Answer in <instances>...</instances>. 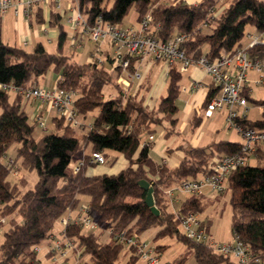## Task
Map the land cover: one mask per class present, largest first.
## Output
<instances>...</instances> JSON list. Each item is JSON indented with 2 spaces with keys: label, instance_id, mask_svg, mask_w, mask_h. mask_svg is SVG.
<instances>
[{
  "label": "trees",
  "instance_id": "trees-1",
  "mask_svg": "<svg viewBox=\"0 0 264 264\" xmlns=\"http://www.w3.org/2000/svg\"><path fill=\"white\" fill-rule=\"evenodd\" d=\"M76 1L87 25H92L98 16L105 22L119 25L131 7L136 11L137 20L150 11L153 22L158 25L156 34L160 40L166 41L177 32L188 33L183 45L187 55H204L209 61L216 59L222 50L243 46L248 26L255 32L264 30L263 0H227L203 29L197 27L217 0H200L195 4L184 0ZM51 7L49 25L58 32L57 52H48L41 43L26 51L0 42V83L37 84L41 77L53 71L60 76L57 81L60 88L76 92L74 105L80 116L95 110L97 114L93 117L92 128L80 136L62 117L55 116L54 130L37 139L33 135L36 122L31 121L23 109V99L16 95L10 100L7 92L0 90V218L11 215L21 218L18 222L12 217L10 226L2 234L0 264H33L36 260L33 247L50 236L60 215L79 205L81 195L89 198L90 215L101 216V224L112 226L114 231L124 230L127 235L140 237L144 231L155 228L154 240L168 236L183 242L196 264H235L232 259L180 233L178 219L167 210L165 188L175 180L198 179L207 174L215 156L237 153L241 142L219 140L193 147L186 151L175 168L158 166L149 157L148 148H139V144L164 122L170 126L166 135L173 132L177 124L176 101L182 73L175 65L170 66L166 95L155 109H148L136 96L124 91L107 67L99 65L92 57L78 63L64 53L66 32L59 14ZM249 53L252 58H264V43L250 48ZM134 61L131 60L130 68ZM107 85L115 94L105 98L103 88ZM246 89L242 93L248 103L264 107V96L254 98ZM217 93L218 88L211 85L201 105L203 110ZM238 120L243 126L264 129V110L258 119L243 117ZM89 144L91 151H100L105 157L108 150L120 153L128 161L127 166L116 174L98 176L86 175L87 167L94 166L87 162L77 172L68 171L73 158ZM13 145H16L15 162L19 161L23 169L35 170L37 174L34 186L24 191L8 178L10 168L2 161ZM253 155L264 161V145L256 146ZM140 179L147 180L153 187L158 216L144 202L146 191L138 185ZM23 181L19 179V183ZM227 182L232 234L251 251L264 254V167L245 164L233 170ZM205 206L202 195H191L183 200L179 212L201 213ZM203 224L208 228V223L203 221ZM64 232L91 258L92 264H119L123 245L111 239L100 242L94 232H85L77 224L66 225ZM187 257L184 253L173 264H183ZM137 259L130 249L125 264H135Z\"/></svg>",
  "mask_w": 264,
  "mask_h": 264
},
{
  "label": "built area",
  "instance_id": "built-area-1",
  "mask_svg": "<svg viewBox=\"0 0 264 264\" xmlns=\"http://www.w3.org/2000/svg\"><path fill=\"white\" fill-rule=\"evenodd\" d=\"M22 1L28 7L35 3L51 2L57 12L62 10V0H0V15L10 9H13L16 14L17 6ZM223 2L224 0H217V3L208 10L198 29L208 25L217 15ZM66 21L74 30L81 29L88 35L89 40L95 45L93 59L99 64L102 61L99 57L102 52L101 43L106 44L108 51L105 58L111 70L120 68L127 73L126 79H142L138 69L129 67L131 60H148L151 56L154 61L164 63L167 72L171 65H175L181 73L192 66L201 67L211 79L213 87L218 88V93L208 103L204 115L209 117L216 110L224 111L229 126L241 136L240 151L235 154L215 156L207 174L198 179L178 181L175 186L166 190L169 196H172L175 190L191 195H202L204 189H209L216 194H222L227 189L229 174L238 167L248 164L249 157L254 154L256 146L264 145V129L243 126L238 120L246 117L250 108L245 94L242 93L247 88V94H252L248 83L252 82L259 87L264 86V58H252L249 53L250 48L264 43V30L248 34L249 41L246 45L234 50H222L216 59L209 61L204 55L200 57L187 55L183 45L189 37L188 33L177 32L166 41L160 40L156 34L158 25L153 22L150 11L134 24H111L98 16L92 25H87L76 4ZM251 72L256 75L253 80L248 76ZM0 90L6 92L10 90L25 101L38 102V105H42L47 111H53L56 116L62 117L65 123L75 129L83 126L86 130L92 128V122L85 123L82 116L77 113L74 105L76 92L73 90H65L58 85L48 87L39 84L17 85L14 83H0ZM35 122L40 129L46 130L44 117L37 116ZM154 140L155 136L149 134L142 141V147L149 148ZM3 161L10 171L18 176L19 170L15 160L5 155ZM86 162L89 165H103L107 160L102 152L90 151L78 159L73 172L79 171ZM175 216L178 219L180 233L190 241L207 245L213 252L232 259L235 264H264V254L251 251L237 235H233L230 242L216 241L198 213L178 211ZM57 219L64 225V229L66 225L72 223L79 225L83 230L94 231L101 224L94 221L88 213L74 217L67 214ZM0 222H4V218H0ZM108 235L117 244L133 249L138 259L146 264H158L159 253L152 242L143 240L137 235H127L124 230L114 231L112 226L108 228ZM75 250L74 240L67 237L64 231L62 237L51 240L48 247V252L57 261L56 264H84L77 252L75 258H68V253Z\"/></svg>",
  "mask_w": 264,
  "mask_h": 264
},
{
  "label": "crops",
  "instance_id": "crops-1",
  "mask_svg": "<svg viewBox=\"0 0 264 264\" xmlns=\"http://www.w3.org/2000/svg\"><path fill=\"white\" fill-rule=\"evenodd\" d=\"M165 1L170 2L171 0H165ZM184 1L189 4H195L200 0H184ZM226 2L227 0H224L222 6L225 5ZM76 4H77L76 0H62V10L60 12H57L54 9V11L59 14L60 23L62 24V26L64 27V31L66 32L67 39L65 41V45L66 44L68 45L66 46V48H70L68 52L64 51L63 48L64 53L67 55H71L72 59L75 60L76 62L82 63L79 62L77 58H75L77 53L79 51H85V54H87V59L89 57L93 58L94 49L92 50L90 48L91 44L93 45V43L89 40L88 35L83 31H81V29L74 30L70 25H68L66 21L68 14H70L71 9H74V6H76ZM51 5H52L51 2L46 4L35 3L28 7L22 1V3H19L17 6L16 14L13 9H10L5 14L0 15V42L26 51H31L37 43H41L42 45H44L46 50L49 47V50H47L48 52L56 53L58 32L55 27L49 25V18L52 9ZM136 21H137V14L133 18V20L127 24H134L136 23ZM248 34H252V33H248ZM106 48L107 46L106 44H104V49L101 48L102 52L99 55L102 61L100 64L99 63L98 64L108 68L109 72L115 76L116 82L121 85V87L124 89V91L127 94L131 96H136V98L141 100L143 105L146 106L148 109H155L159 101L163 97L162 95H164L163 94L164 91L166 95V89L169 80V79H165V77H168L166 65L164 63L162 64V62L160 61H155L161 65L159 67V69H161V73L159 74V77L157 79H152L151 82H148L147 79H145L146 77L145 73H148L150 71L152 62L146 59L135 60L132 67L138 69L140 72L143 69L144 74L141 73L143 79H139V80L126 79L127 73L125 71H122L120 68L116 70H111V66L106 61L105 58L108 51ZM251 75L254 77L251 78L250 77ZM248 76L251 80H253L256 77V75L252 72L249 73ZM59 77L60 76L58 73L49 71L38 80L37 84L53 87L57 85V81ZM192 84H194L193 87ZM211 85H212L211 79L208 77V75L201 67L192 66L182 73L180 93L176 101L178 106L177 124L174 126L173 132L170 135H166L167 131L170 129V126L167 122H164L163 125L159 127L158 126L155 127V131L152 133L155 136V140L154 143L148 148L149 157L158 166L164 165L169 169L175 168L179 164L181 159L184 157L186 151L193 147L207 146L219 140H230V141L241 142L242 139L238 133L237 134L239 135L240 138L237 140H232V138H229L226 132L221 131L222 124L220 127L215 122L208 123L209 121H211L209 119L213 116L214 112L210 117L205 116L204 110L202 109L201 105ZM248 85L250 86L251 93H253L254 88L257 87L263 89L264 92V88L255 86L252 82H249ZM114 94L115 91L112 88L108 91L103 92V96L104 97L106 96L105 98L114 96ZM251 95L253 96V94ZM22 107L28 114L30 120L34 121L37 116L45 117L50 122L52 130H54L55 125L53 122V118L56 115L54 114L53 111H47L42 105H38V102L36 101L23 100ZM252 107L260 108L259 111L257 112V116L251 118L248 117L247 115L246 117L250 120H255L260 118L261 113L264 110V107L254 106V105ZM96 114L97 111L95 110L93 112L88 113L86 116H82L83 121L85 123L93 122V117ZM76 131L80 136L81 134L86 132V128L83 126L79 129H76ZM215 137H218L219 139H216ZM142 141L139 144V148H142ZM90 149H91V145L89 144L81 153L77 155L76 157L77 161L82 155L88 154L91 151ZM106 153H107V157H106L107 162L102 166L99 165L88 166L85 171L87 176L116 174L127 166L128 161L120 153L110 150H108ZM254 158L256 159L254 155H251L249 157L248 164H250V161ZM18 170H19V165H18ZM17 177L23 178V175H21L20 171L18 172ZM155 177L156 175L153 176V178ZM177 182L178 181L175 180L168 187L165 188L166 200L168 202L167 210L172 212L173 214L179 211L183 200L189 197L187 196V193L178 190H175L172 196H169L166 193V190L168 188H172L173 186H175ZM225 193H227V191L223 192L222 194H216L211 191L210 192L206 191L205 193H203L202 199L205 201V205H206L204 210L209 206H213V204L218 203L219 199ZM82 196L83 195L80 196V203L75 209L68 210L65 212L70 217L78 216L84 213L90 214L88 212L89 198L87 196V199L82 200L83 199ZM203 211L201 213H198V216L203 221L208 223V231L215 239H217L216 234L218 233L212 227L213 226L212 219L209 218V216H205L207 214H205ZM12 217H14V219L17 220L18 222L21 221L20 217L14 215H11L9 217L8 216L1 217L4 218V222H0V234L3 233L10 226L11 224L10 219ZM98 219L102 221L101 216L98 217ZM57 223L58 224L55 223L57 226L56 227L54 226L50 236L45 241L33 247V250L36 253V260L35 262H33V264L57 263V261L54 259V256L48 252V247L51 243V240L61 238L64 231V225H62L59 222ZM230 224H231V220H230ZM101 226H102V228L100 229L101 231L99 233H95V235L100 242H109L110 240V237L108 235L109 226L106 224H101ZM230 230H231V225H230ZM221 239L222 240L220 239L218 240L221 242L231 241L225 238H221ZM154 245L159 253L158 264H173L171 262H174V260L177 257L172 260L168 256L164 255L168 246L167 242H158L155 243ZM127 250L130 252V249L127 248ZM76 252L79 254V257L84 264H92L91 258L87 254H83L82 249L78 247H76V250L74 252L70 251L68 253V258L69 259L75 258L77 255ZM186 254L190 255L189 257L192 258L194 257L190 250L189 253Z\"/></svg>",
  "mask_w": 264,
  "mask_h": 264
},
{
  "label": "rangeland",
  "instance_id": "rangeland-1",
  "mask_svg": "<svg viewBox=\"0 0 264 264\" xmlns=\"http://www.w3.org/2000/svg\"><path fill=\"white\" fill-rule=\"evenodd\" d=\"M135 15H136V11H135L134 7H131V9L129 10L127 15L124 17L122 23L123 24L130 23L133 20V18L135 17ZM248 33H255V31L252 27H250V26L247 27L245 37L243 38V44L244 45H246L249 41V38L247 36ZM66 46H68V45L67 44L65 45L64 51L68 52L70 50V48H66ZM90 48L93 50L95 48L94 44L93 45L91 44ZM101 48L104 49V44H102V43H101ZM28 49H29V47H28ZM47 50H49V47L47 48ZM75 58H77V60H79V62H83V61L87 60V54H85V51H79ZM148 60L150 62H152V65H151L150 71L148 73H145V75H146L145 79H147L148 82H151L152 79H157L159 77V74L161 73V69H159V67L161 65L158 64L157 62H155L151 56L148 57ZM141 73L144 74L143 69H142ZM250 77L253 78L254 76L251 75ZM165 79H168V77H165ZM262 88H264V87H262ZM110 89H111L110 86H105L103 88V92L108 91ZM263 93H264L263 89L257 87V88H254L252 94L256 98H261L264 96ZM7 94H8V97L10 100H13L16 97V94L13 91L9 90V91H7ZM163 94L165 95V91L163 92ZM104 95H106V94H104ZM164 95H162V96L164 97ZM252 106L253 105H250V109H249V112L247 113V115H248V117L254 118L255 116H257V112L259 111L260 108H256V107H252ZM209 120H211V121H209L208 123H210V122L214 123L215 122L220 127L222 124L221 131L226 132L228 134L229 138H232V140H237L240 138L239 135L237 134L236 130L229 126L228 121L226 120V113L224 111H220V110L214 111L213 116ZM44 123H45L46 130L40 129L39 126L35 123V128H34V132H33V135L35 138L38 139L43 134L50 132L52 130L50 122L45 117H44ZM159 129H161V128H159ZM215 138L219 139L218 137H215ZM15 147H16V145H13L8 149V151L6 153L7 157H12L14 159ZM4 160H5V158H4ZM76 162H77V159L75 157L70 162L69 166L67 167V170L73 171V167L76 165ZM16 163H17V165H19V171H20L21 175H23V179H24L23 183L22 184L19 183L20 178L13 175V173L11 171L9 173L8 178L13 182H17L22 191L32 188L34 186L35 182L37 181L36 171L35 170H27V169L25 170L20 166L19 161H16ZM250 164L256 165L259 167H264V161H261V160L255 159V158L250 161ZM99 166H102V165H99ZM206 191L210 192L209 189H204L203 193H205ZM187 196H191V194L187 193ZM82 198H83L82 200L87 199V196L83 195ZM203 212L205 214H207L205 216H209V218L212 219V225H213L212 227L218 233V234H216L217 235V237H216L217 239H215L216 241H219L218 239L222 240L221 238H225L227 240H232L233 235H232L231 230H230L231 207L229 204L228 192L222 195V197L219 199L218 203L213 204V206H209ZM66 215H67V213H63L60 216H66ZM92 218L94 221L98 222L99 224L101 223V221L98 218H96V217H92ZM57 222H59L58 219L56 220V224H58ZM56 224H55V227L57 226ZM101 228H102V226L100 224L98 229H96L94 231H86L85 230V232L99 233L101 231L100 230ZM154 230L156 231L155 228L154 229H148V230L144 231L140 235V237L143 240L152 242L153 244L158 243V242H167L168 246H167L166 252L164 253L165 256H168L170 259L173 260L176 257L180 256V254L182 255L184 253H189L190 249H188L187 246L183 242H181L175 238L165 236V237L157 238L155 240L152 239V237L155 233ZM2 234L3 233L0 234V240H2ZM219 242H221V241H219ZM129 256H130V252L127 250L126 247H124L119 254V258H118L119 264H125L129 258ZM189 256L190 255H188L186 261L183 264H195L194 257L192 258ZM171 263H174V262H171ZM135 264H145V262L144 261L142 262V260L137 259Z\"/></svg>",
  "mask_w": 264,
  "mask_h": 264
},
{
  "label": "water",
  "instance_id": "water-1",
  "mask_svg": "<svg viewBox=\"0 0 264 264\" xmlns=\"http://www.w3.org/2000/svg\"><path fill=\"white\" fill-rule=\"evenodd\" d=\"M138 185L146 191L144 202L149 207L150 211L158 216L159 209L155 206L154 198H153V187L152 185L145 179H140L137 181Z\"/></svg>",
  "mask_w": 264,
  "mask_h": 264
}]
</instances>
